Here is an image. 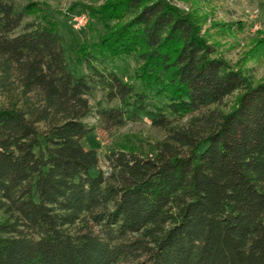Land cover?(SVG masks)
<instances>
[{
    "label": "trees",
    "instance_id": "trees-1",
    "mask_svg": "<svg viewBox=\"0 0 264 264\" xmlns=\"http://www.w3.org/2000/svg\"><path fill=\"white\" fill-rule=\"evenodd\" d=\"M87 9L107 31L71 56L53 16L0 0V264H264V81L170 0ZM253 49L264 59V39ZM131 55L139 86L114 68ZM140 114L165 139L103 171L86 120Z\"/></svg>",
    "mask_w": 264,
    "mask_h": 264
},
{
    "label": "rangeland",
    "instance_id": "rangeland-1",
    "mask_svg": "<svg viewBox=\"0 0 264 264\" xmlns=\"http://www.w3.org/2000/svg\"><path fill=\"white\" fill-rule=\"evenodd\" d=\"M18 9L35 3L53 16L61 25V32L68 41L71 56L75 55L81 44H93L99 41L107 28L100 17L91 15L87 9H98L108 2L116 0H11ZM172 5L184 14H190L202 21V34L222 57L235 69L243 70L255 82L264 81V59L254 58L252 52L257 41L264 39V0H170ZM83 16V20H80ZM28 18L26 22L32 21ZM83 22L79 27L76 24ZM122 23L113 20L110 25ZM77 28H76V27ZM261 50V49H260ZM261 52V51H260ZM253 57V59H252ZM114 68L126 79L136 85V72L140 62L133 56L116 60ZM235 93L227 98L219 109L228 111L239 97ZM163 100V99H161ZM95 109L107 107L104 94L99 89L91 96ZM191 115L181 118L187 122ZM86 123L93 132L82 140V146L97 150L103 171H108L106 155L119 149L135 150L150 154L153 147L165 139V132L152 125L150 118L140 114L123 127H112L105 120L92 115Z\"/></svg>",
    "mask_w": 264,
    "mask_h": 264
},
{
    "label": "built area",
    "instance_id": "built-area-1",
    "mask_svg": "<svg viewBox=\"0 0 264 264\" xmlns=\"http://www.w3.org/2000/svg\"><path fill=\"white\" fill-rule=\"evenodd\" d=\"M83 18H85V16H83L80 20H83ZM80 25H83V22H82V21L79 22V24H78V23L76 24L77 27H79ZM76 26H75V27H76ZM77 27H76V28H77Z\"/></svg>",
    "mask_w": 264,
    "mask_h": 264
}]
</instances>
